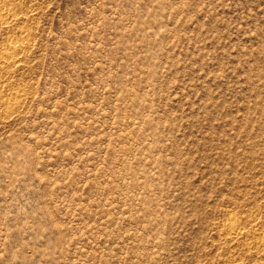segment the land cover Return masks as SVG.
Segmentation results:
<instances>
[{"label": "rangeland", "instance_id": "obj_1", "mask_svg": "<svg viewBox=\"0 0 264 264\" xmlns=\"http://www.w3.org/2000/svg\"><path fill=\"white\" fill-rule=\"evenodd\" d=\"M0 264H264V0H0Z\"/></svg>", "mask_w": 264, "mask_h": 264}]
</instances>
